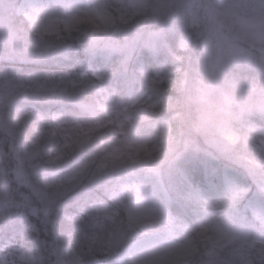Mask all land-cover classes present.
Instances as JSON below:
<instances>
[{
	"label": "trees",
	"instance_id": "1",
	"mask_svg": "<svg viewBox=\"0 0 264 264\" xmlns=\"http://www.w3.org/2000/svg\"><path fill=\"white\" fill-rule=\"evenodd\" d=\"M188 1L44 0L55 32L42 39L13 13L20 49L0 50V201L10 214L0 248L9 245L2 255L11 264H116L113 229H134L127 194L150 170L162 173L171 210L152 233L180 231L184 220L196 226L208 169L233 176L244 201L264 205V114L231 120L238 134L231 158L198 130L203 109L184 83L194 64L183 47L204 7L189 14ZM167 2L173 14L160 18ZM88 10L104 32L86 19ZM161 32L154 46L144 38L126 49L139 34ZM230 76L240 80L232 78V89L262 85L255 70ZM246 217L253 238L261 237L264 223ZM194 245L181 264L210 259L209 243Z\"/></svg>",
	"mask_w": 264,
	"mask_h": 264
},
{
	"label": "rangeland",
	"instance_id": "2",
	"mask_svg": "<svg viewBox=\"0 0 264 264\" xmlns=\"http://www.w3.org/2000/svg\"><path fill=\"white\" fill-rule=\"evenodd\" d=\"M183 5L189 14L196 6L204 7V13L201 8L193 16V31L183 47L192 52L194 64L192 78L186 75L184 83H191L203 109L201 126L197 127L220 155L231 158L238 135L231 120L241 124L242 116L264 114V0H189ZM167 7L168 2L161 4L160 18L173 14ZM13 13L39 39L55 31V21L44 0H0V50L20 49L22 40L10 26ZM86 16L99 33L106 30L97 12L88 10ZM160 35L162 32L139 34L126 49L134 48L133 43H142L144 38L149 46H154ZM112 42L108 41V46L119 49V43ZM233 69L255 70L263 79L261 87L254 89L248 80L247 85L236 82L232 89V78L238 79L230 76ZM230 110L232 116L226 117L225 112ZM216 135L219 138L215 139ZM202 170L198 165L195 171ZM218 172L208 169V182H200L199 193L207 209L196 212V226L183 221L180 231L171 229L165 235L151 230L171 215L169 190L160 171H148L134 191L127 194L134 229L123 225L113 229L110 248L116 264H181L193 252L195 241L201 239L213 250L207 252L210 259L200 264H264V230H260L261 237L258 234L253 238L255 229L246 217L251 213L252 218L264 223V205L259 199L244 201L234 177L220 176ZM9 216L0 201L1 235L9 225ZM5 249L6 245L0 249V264H11L2 255Z\"/></svg>",
	"mask_w": 264,
	"mask_h": 264
},
{
	"label": "bare ground",
	"instance_id": "3",
	"mask_svg": "<svg viewBox=\"0 0 264 264\" xmlns=\"http://www.w3.org/2000/svg\"><path fill=\"white\" fill-rule=\"evenodd\" d=\"M3 262V264H6V262L5 261H2Z\"/></svg>",
	"mask_w": 264,
	"mask_h": 264
}]
</instances>
